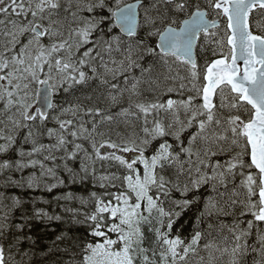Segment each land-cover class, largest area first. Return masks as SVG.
<instances>
[{
  "label": "snow or ice",
  "instance_id": "6c2138e0",
  "mask_svg": "<svg viewBox=\"0 0 264 264\" xmlns=\"http://www.w3.org/2000/svg\"><path fill=\"white\" fill-rule=\"evenodd\" d=\"M0 189V264H264V0H0Z\"/></svg>",
  "mask_w": 264,
  "mask_h": 264
},
{
  "label": "trees",
  "instance_id": "16d2710c",
  "mask_svg": "<svg viewBox=\"0 0 264 264\" xmlns=\"http://www.w3.org/2000/svg\"><path fill=\"white\" fill-rule=\"evenodd\" d=\"M183 17H181L182 19ZM223 27V24H222ZM203 39V37H201V40ZM158 38H153V43L157 42ZM197 60L200 64H203L204 62V56L201 54V50L199 47V42H198V46H197ZM208 56H210L211 54L208 53ZM59 99V98H57ZM49 127H52V124L48 125ZM45 140V138H44ZM58 157L61 155L60 153L56 154ZM57 163L62 165V161H57ZM79 164H80V160L76 159L74 161H68V165L69 167L75 168L76 170H79ZM49 166L51 165V162H49ZM99 168V165L97 166ZM38 171V170H37ZM59 175L61 176H65L66 173H64L63 171L58 172ZM19 175V174H17ZM54 182V181H53ZM0 191H3V189H0ZM92 191H97L100 192L102 190L98 189V188H94L91 181H85L84 183H80L77 182L75 184H71L68 183L67 180L65 181V185L60 186L56 189H53L52 192H47V191H43L41 189H36V190H27L25 193H23L24 199L28 200L31 199L33 197L35 198H42L44 200H48V201H53V203L45 205V204H37V207H44L46 209H48L49 211H56L57 213H61L63 215H65V218L67 219V214H64L62 212L63 206H68V207H72V208H76V209H80L81 212L86 211L87 208L84 206H81L78 200H74V201H59V206H57V203L53 200V198L55 196H59L62 195L64 193H68L71 192L72 194H74L77 197H85L87 198V196L89 195L90 192ZM10 194H14V195H20L21 192L18 189H14V190H9ZM30 207V205H29ZM191 215V213L189 214ZM188 217H184V219H187ZM65 228V224L64 223H60V222H52L50 225H44V224H36L35 227L33 228V232L38 235L42 241H44V243L41 244V247H46V242L55 239V236L58 235L62 230H64ZM190 230V229H189ZM82 231V230H80ZM70 235H74V234H79V232L73 231L69 233ZM61 246L63 247L64 245L61 244ZM68 257L66 256L65 259H67ZM249 264H251V261L249 260Z\"/></svg>",
  "mask_w": 264,
  "mask_h": 264
},
{
  "label": "flooded vegetation",
  "instance_id": "af4514ba",
  "mask_svg": "<svg viewBox=\"0 0 264 264\" xmlns=\"http://www.w3.org/2000/svg\"><path fill=\"white\" fill-rule=\"evenodd\" d=\"M125 3H134L135 0H124ZM116 32H119V29H116L115 30ZM54 99H57V98H54Z\"/></svg>",
  "mask_w": 264,
  "mask_h": 264
},
{
  "label": "bare ground",
  "instance_id": "6f19581e",
  "mask_svg": "<svg viewBox=\"0 0 264 264\" xmlns=\"http://www.w3.org/2000/svg\"><path fill=\"white\" fill-rule=\"evenodd\" d=\"M44 143H49V141L47 140V138L45 137V140H43Z\"/></svg>",
  "mask_w": 264,
  "mask_h": 264
},
{
  "label": "water",
  "instance_id": "95a60500",
  "mask_svg": "<svg viewBox=\"0 0 264 264\" xmlns=\"http://www.w3.org/2000/svg\"><path fill=\"white\" fill-rule=\"evenodd\" d=\"M196 51H197V48H196ZM197 54V53H196Z\"/></svg>",
  "mask_w": 264,
  "mask_h": 264
}]
</instances>
